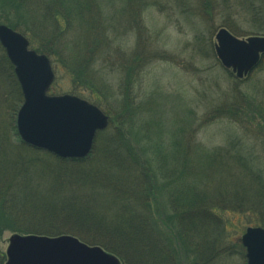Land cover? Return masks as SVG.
Here are the masks:
<instances>
[{
  "label": "rangeland",
  "instance_id": "374dc122",
  "mask_svg": "<svg viewBox=\"0 0 264 264\" xmlns=\"http://www.w3.org/2000/svg\"><path fill=\"white\" fill-rule=\"evenodd\" d=\"M233 2L44 0L35 4V11L20 12L23 19L33 17V24L27 22L30 29L22 26L27 23L20 25L30 48L47 46L55 73L48 94L77 95L109 115L110 128H117L119 144L130 153H124V161L145 175L148 205L160 219L164 237L177 223L169 203L173 188L184 182L191 195L203 181L206 207L219 216L205 218L218 225L222 238L217 255L210 256L216 258L212 264H246L237 240L246 226L264 220V56L246 78L238 79L221 66L214 51V35L224 22L242 37L264 35V24L259 26L251 14L253 7L264 11V0H242L240 9ZM49 7L62 16L49 17ZM40 11L47 17L43 25ZM42 27L51 31L47 38ZM50 37L55 41L48 43ZM77 63H84V71ZM3 91L7 95L0 96V111L6 120L16 99L13 92ZM219 107L228 110L208 120V112ZM107 134L99 133L94 141L100 150L118 145ZM8 140L16 142L14 136ZM19 149L32 155L28 148ZM244 155L257 173L241 167L237 156ZM176 158L182 168L174 164ZM190 195H185L187 201ZM7 214L1 204L3 264L8 238L18 233ZM183 230L191 243L205 237L203 229L190 224ZM180 255L178 264H196L186 253Z\"/></svg>",
  "mask_w": 264,
  "mask_h": 264
},
{
  "label": "trees",
  "instance_id": "16d2710c",
  "mask_svg": "<svg viewBox=\"0 0 264 264\" xmlns=\"http://www.w3.org/2000/svg\"><path fill=\"white\" fill-rule=\"evenodd\" d=\"M38 1L44 0H0V22L20 31V25L29 20L27 17L21 18L20 12L30 9L35 11ZM241 4L242 0H234L233 7L240 9ZM44 6L42 3L41 7ZM252 11L258 25L264 24L262 8L253 7ZM47 15L54 16L53 18L62 16L59 12L51 11L50 7ZM39 16L43 25L47 19L46 14L40 11ZM29 23H34L33 17ZM29 23L22 26L30 29ZM224 26L233 34L242 36L234 31L232 23L224 22ZM43 30L42 34L47 32L44 34L47 38L51 31ZM54 41V37L47 40L48 43ZM46 47L37 46L36 50L49 54ZM76 66L84 71V63H77ZM3 88L13 92L17 102L16 105L12 104V109V105L9 106L6 120L2 118L3 111H0V205L3 208L6 206L13 231L46 236L71 234L85 243L99 245L113 253L120 258L122 264H178L181 263L182 252L191 256L192 262L195 260L196 264L213 263L212 260L216 258L212 259L210 256L217 255L216 246L222 238L218 225L205 218L210 216L219 219V216L212 213L210 206L206 207L208 192L202 189L205 185L203 181L193 186L191 195L194 198L190 193H185V189L189 191L190 186L184 182L173 188L169 203L174 215H177V223L173 227L174 232L167 234L171 238H167V235L164 237L160 219L154 216L148 205V193L143 184L145 175L131 161H124V153H130L124 150L125 146L121 147L119 144L121 140L117 128H109V125L99 132L109 133L107 136H112L111 141L118 142L116 147L100 150L95 143L86 158H59L29 147L19 139L15 114L22 101V94L13 66L0 46V96L7 95ZM226 110L228 109L219 107L208 112V120L223 115ZM9 136H14L16 142L8 140ZM19 145L28 148L32 155L19 149ZM237 158L244 160L243 156ZM221 159L222 157L219 158ZM174 164L181 168L183 166L178 158L174 160ZM220 190L218 187V192ZM185 195H190L189 201ZM188 207L190 211H186ZM185 222L192 225L193 229H203L205 237L191 243L183 230V227L188 226L184 225ZM259 224L264 226V220ZM207 257L211 260L206 261ZM3 262L4 258L0 260V264Z\"/></svg>",
  "mask_w": 264,
  "mask_h": 264
},
{
  "label": "water",
  "instance_id": "95a60500",
  "mask_svg": "<svg viewBox=\"0 0 264 264\" xmlns=\"http://www.w3.org/2000/svg\"><path fill=\"white\" fill-rule=\"evenodd\" d=\"M214 50L221 64L237 77L246 75L264 54V36L239 38L227 28L215 33ZM0 44L14 67L23 101L16 114L21 140L64 158H81L92 147L95 133L107 124L96 106L71 94L48 95L54 74L49 59L28 48L21 33L0 24ZM246 264H264V228L247 227L240 238ZM5 264H120L100 246L77 237L20 235L9 237Z\"/></svg>",
  "mask_w": 264,
  "mask_h": 264
}]
</instances>
